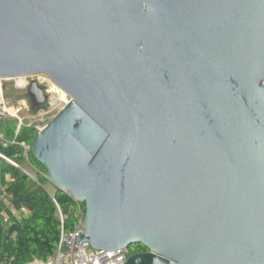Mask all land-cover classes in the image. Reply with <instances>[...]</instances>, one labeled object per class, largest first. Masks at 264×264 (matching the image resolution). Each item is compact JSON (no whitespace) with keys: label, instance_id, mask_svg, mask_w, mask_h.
I'll return each mask as SVG.
<instances>
[{"label":"water","instance_id":"water-1","mask_svg":"<svg viewBox=\"0 0 264 264\" xmlns=\"http://www.w3.org/2000/svg\"><path fill=\"white\" fill-rule=\"evenodd\" d=\"M38 74L70 100L30 151L79 242L264 264V0H0V79Z\"/></svg>","mask_w":264,"mask_h":264},{"label":"trees","instance_id":"trees-1","mask_svg":"<svg viewBox=\"0 0 264 264\" xmlns=\"http://www.w3.org/2000/svg\"><path fill=\"white\" fill-rule=\"evenodd\" d=\"M2 123L0 121V126ZM3 129L4 140L9 144L3 147L0 143V154L14 161L32 178L4 161L9 178L0 190V198L7 200L19 219L17 223L8 222L4 225L0 216V264H43L57 250L61 229L70 232L77 223L79 208L84 213L85 206L77 204L67 193L48 182L44 177L45 169L34 159L30 150L27 152L29 163L38 173L29 170L20 144L30 146L36 129L22 126L17 133L15 128ZM48 186H52V191L48 190ZM58 209L63 221L59 218ZM128 248L132 254L148 251L141 244H132Z\"/></svg>","mask_w":264,"mask_h":264},{"label":"built area","instance_id":"built-area-1","mask_svg":"<svg viewBox=\"0 0 264 264\" xmlns=\"http://www.w3.org/2000/svg\"><path fill=\"white\" fill-rule=\"evenodd\" d=\"M31 76H17L9 79L14 80L16 86L21 89H26L28 88V86H30L31 82H35L39 87L43 88V92H44L45 91L44 87H46V84L41 80L32 78ZM36 76L37 75H35L34 77ZM47 79L51 83L52 86L51 91L52 92L54 91L53 93H57L56 91L58 89L57 86L49 78ZM2 80L3 79H0V82ZM47 99L48 96L46 95V100ZM0 115L3 116V118H6L7 116L15 115L14 113L11 112L9 107L6 106L4 103L1 85H0ZM40 130L41 129H37L36 131H40ZM0 143L2 144L3 147H6L9 144L7 141L4 140L3 135L1 133H0ZM20 146L24 150L23 158L27 163L29 170L32 171L33 173H38V170L29 163L27 157V152L30 150V146L24 143H21ZM0 159H2L7 164L15 168L21 169L14 161L6 158L2 154H0ZM21 170L32 178V175L28 173L26 170L24 169ZM50 196L53 202L56 204L55 200L53 199V196L52 195ZM21 211L24 213V210ZM58 214L60 220L63 221V216L59 209H58ZM82 215L83 212L79 208L76 214L77 223L74 226V228L70 232H65L63 228L61 229L58 239L57 250L43 264H125L128 257L133 255L128 248L129 246L123 247L115 251H102V250L92 249L87 242H79V237L81 236V233L85 234L83 225L81 223ZM2 222L5 225L8 223V220L3 219Z\"/></svg>","mask_w":264,"mask_h":264},{"label":"rangeland","instance_id":"rangeland-1","mask_svg":"<svg viewBox=\"0 0 264 264\" xmlns=\"http://www.w3.org/2000/svg\"><path fill=\"white\" fill-rule=\"evenodd\" d=\"M34 76L35 75H32L31 77L41 80L46 84V87H44V94L48 96V99L40 106L33 104L27 92L28 88H18L15 81L11 79H3L0 82L4 103L9 107L11 112L15 114L0 120L3 122L0 126V133L2 135L4 132L3 127H8L10 129L15 128L16 131L22 126L34 128L36 130L42 129V127L45 126L50 119L54 118L69 102V97L59 89V87H57V93L51 91L52 86L47 76L43 74H38L36 77ZM29 144H31V142ZM47 188L49 191H52V186H48Z\"/></svg>","mask_w":264,"mask_h":264},{"label":"crops","instance_id":"crops-1","mask_svg":"<svg viewBox=\"0 0 264 264\" xmlns=\"http://www.w3.org/2000/svg\"><path fill=\"white\" fill-rule=\"evenodd\" d=\"M9 178V170L2 159H0V190L3 189ZM0 216L7 219L9 223H17L19 216L8 205L6 199L0 198Z\"/></svg>","mask_w":264,"mask_h":264},{"label":"flooded vegetation","instance_id":"flooded-vegetation-1","mask_svg":"<svg viewBox=\"0 0 264 264\" xmlns=\"http://www.w3.org/2000/svg\"><path fill=\"white\" fill-rule=\"evenodd\" d=\"M43 94H44V92H43ZM44 95H45V94H44ZM45 97H46V95H45ZM45 101H46V100H45ZM144 253H148V251H146V252H143V254H144Z\"/></svg>","mask_w":264,"mask_h":264}]
</instances>
